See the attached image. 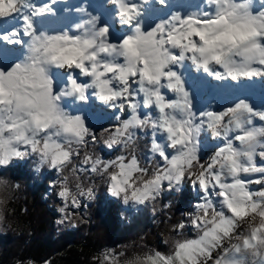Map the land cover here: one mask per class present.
I'll use <instances>...</instances> for the list:
<instances>
[{
    "label": "clouds",
    "instance_id": "clouds-1",
    "mask_svg": "<svg viewBox=\"0 0 264 264\" xmlns=\"http://www.w3.org/2000/svg\"><path fill=\"white\" fill-rule=\"evenodd\" d=\"M3 49L0 238L43 186L52 241L136 226L87 264H264V0H0Z\"/></svg>",
    "mask_w": 264,
    "mask_h": 264
},
{
    "label": "trees",
    "instance_id": "trees-1",
    "mask_svg": "<svg viewBox=\"0 0 264 264\" xmlns=\"http://www.w3.org/2000/svg\"><path fill=\"white\" fill-rule=\"evenodd\" d=\"M16 175L22 176L23 172L14 170ZM16 178V176H14ZM43 186L37 188H30L28 193V199L23 201L28 207V214L24 215L20 204L14 205L16 211L14 215L19 218L20 223L14 225L17 229H23L26 233L27 228L25 225H30L34 232L32 237V243L25 246L26 235L16 236L10 234L7 237L0 238V248L3 250V255L0 256V264H6L10 257L20 254V249L23 248V256H32L33 258L40 260L52 256L54 253H63V255H57L53 259L52 264H87L86 260H81V257H89L92 251L98 248L106 241L109 243L118 242L120 239H124L129 235L133 229H128L126 232L117 235L118 225L116 223L115 216L110 209H106L102 206L103 197L101 202L98 203L95 216L102 219V223L106 228V232L101 233L97 228H93L92 234L88 237H80L79 232L66 233L61 237L59 241L51 240V217L54 215L52 211L47 207V204L42 203L39 193L44 191ZM187 196L181 200V207L184 205V201ZM179 210V209H178ZM12 215V214H10ZM163 219V216L160 217ZM175 222V221H173ZM144 227H150V224L145 223ZM164 230L163 224L157 228L153 226L152 233L148 237L149 243L157 242L158 232ZM84 241L81 248V242ZM71 245V247H69ZM23 256L21 258H23Z\"/></svg>",
    "mask_w": 264,
    "mask_h": 264
},
{
    "label": "bare ground",
    "instance_id": "bare-ground-1",
    "mask_svg": "<svg viewBox=\"0 0 264 264\" xmlns=\"http://www.w3.org/2000/svg\"><path fill=\"white\" fill-rule=\"evenodd\" d=\"M16 58L15 52L9 49L0 50V62H11Z\"/></svg>",
    "mask_w": 264,
    "mask_h": 264
},
{
    "label": "rangeland",
    "instance_id": "rangeland-1",
    "mask_svg": "<svg viewBox=\"0 0 264 264\" xmlns=\"http://www.w3.org/2000/svg\"><path fill=\"white\" fill-rule=\"evenodd\" d=\"M9 63H11V62H3L4 65H7V64H9Z\"/></svg>",
    "mask_w": 264,
    "mask_h": 264
}]
</instances>
